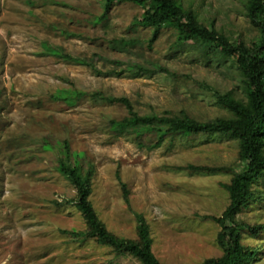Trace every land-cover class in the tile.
<instances>
[{
    "label": "rangeland",
    "instance_id": "1",
    "mask_svg": "<svg viewBox=\"0 0 264 264\" xmlns=\"http://www.w3.org/2000/svg\"><path fill=\"white\" fill-rule=\"evenodd\" d=\"M181 1L202 23H213L231 39L251 43L258 38L247 0ZM102 12L103 0H0V264H139L129 254L117 255L94 240L76 241L62 232L86 228L77 207L63 200L76 195L57 169L61 154L56 147L63 142L84 152V168L93 167L90 199L108 230L136 238L135 214L142 213L161 264H202L220 257V227L203 216L225 210L229 193L223 185L232 173L178 167L237 166L239 142L200 133L167 139L156 149L139 147L131 135L117 136L109 128L111 119L128 114L127 108L90 94L128 97L141 114L185 112L206 121L230 116L216 91L243 97L238 71L229 62L204 58L190 41L179 44L171 27L163 28L149 47L152 29L137 23L143 9L136 4L115 3L107 20L95 24ZM120 38L132 43L112 42ZM44 43L93 60L102 73L45 54ZM131 63L152 73H108ZM62 88L89 95L70 105L52 97ZM254 187L262 198L238 215L250 225L264 223V180ZM243 243L260 247L257 262L264 264V232H243Z\"/></svg>",
    "mask_w": 264,
    "mask_h": 264
},
{
    "label": "trees",
    "instance_id": "2",
    "mask_svg": "<svg viewBox=\"0 0 264 264\" xmlns=\"http://www.w3.org/2000/svg\"><path fill=\"white\" fill-rule=\"evenodd\" d=\"M128 2L143 9L141 18L137 23L145 28L152 29L148 40L152 47L158 39L161 30L165 27L177 31L179 44L192 42L200 50L204 58H214L217 62H229L238 71L239 81L242 83L243 97H236L233 91L226 93L215 92L217 100L229 111L228 117H216L202 121L189 114H180L165 111L163 113H139L134 110L128 97L105 96L100 91L92 94L109 102L122 103L128 114L122 119H111L110 130L117 136L131 135L139 147L156 149L161 147L167 139L174 140L177 136H190L194 134H224L239 142V164L237 166H197L186 165L178 167L190 172L217 173L231 172L232 178L224 188L229 193V204L221 215H205L203 218L212 219L220 229L217 242L223 248L220 257L206 258L202 264H258L260 247L243 243V232L251 234L264 232V223L250 225L241 220L238 215L242 210L248 209L252 202L262 198V192L254 185L264 180V0H247L246 10L252 25L258 30V38L251 43L245 42L241 37H227L218 31L214 24H204L192 8H187L181 0H103V12L94 19L98 24L107 20V16L115 3ZM72 34V33H71ZM114 44L126 46L132 43L128 39H113ZM45 54L70 60L88 66L92 71L101 74L93 60L75 57L65 53L63 48L43 44ZM122 65V61L113 60ZM122 75L128 72L131 76L151 74L152 69L141 63H131L128 67L108 73ZM87 91L62 88L52 97L55 100L75 104ZM61 154L57 169L73 185L76 191L74 199H63L74 204L81 212L86 228L83 230H65L72 240H94L96 243L110 247L117 255L129 254L135 257L139 264H161L153 252V238L150 225L142 213H136L137 237H121L106 227L99 218L90 199L92 192L91 180L93 167L84 168L82 159L84 152L72 151L67 142L56 147ZM119 180L121 177L117 173ZM124 198L129 202V190L125 182H121Z\"/></svg>",
    "mask_w": 264,
    "mask_h": 264
}]
</instances>
